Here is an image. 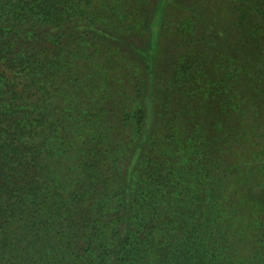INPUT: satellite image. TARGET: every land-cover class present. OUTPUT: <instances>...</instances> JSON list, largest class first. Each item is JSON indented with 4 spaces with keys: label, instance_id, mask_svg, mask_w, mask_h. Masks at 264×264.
I'll use <instances>...</instances> for the list:
<instances>
[{
    "label": "trees",
    "instance_id": "obj_1",
    "mask_svg": "<svg viewBox=\"0 0 264 264\" xmlns=\"http://www.w3.org/2000/svg\"><path fill=\"white\" fill-rule=\"evenodd\" d=\"M166 1L0 0V264H264V0Z\"/></svg>",
    "mask_w": 264,
    "mask_h": 264
},
{
    "label": "rangeland",
    "instance_id": "obj_2",
    "mask_svg": "<svg viewBox=\"0 0 264 264\" xmlns=\"http://www.w3.org/2000/svg\"><path fill=\"white\" fill-rule=\"evenodd\" d=\"M193 1H195L196 2L195 4L197 5V3H199V1H201V0H167L165 3V7H164L165 13H164V18H162V20H163L162 24L164 25L165 20L168 19L167 17H170L171 19H173V18L175 19V18H178L179 16H182V14L185 16H188V7L189 6L193 5L191 7V10H193V11L197 10L198 8L195 7V4ZM152 3H154V1H152ZM152 3H150V4H152ZM145 10H146V14H147V12H148V14L150 13L149 17L153 16L152 15L153 9H152L151 5H148V8H145ZM165 15H166V17H165ZM176 26H181V25L179 23L176 25L169 23V25L166 26V24H165L164 29H163V34H166L168 32L169 28L167 29V27H170V29H171L170 33H172L173 30L176 31V29H175ZM169 45H171V42L168 43L166 46L169 47Z\"/></svg>",
    "mask_w": 264,
    "mask_h": 264
}]
</instances>
